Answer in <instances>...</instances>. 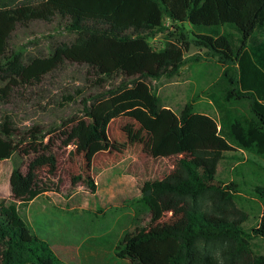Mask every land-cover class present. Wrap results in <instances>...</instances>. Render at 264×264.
<instances>
[{
	"label": "trees",
	"instance_id": "obj_1",
	"mask_svg": "<svg viewBox=\"0 0 264 264\" xmlns=\"http://www.w3.org/2000/svg\"><path fill=\"white\" fill-rule=\"evenodd\" d=\"M54 19L74 35L69 43L33 57L11 44L17 26ZM158 34L167 41L156 51L150 39ZM191 45L206 48L224 66L204 91L215 116L195 111L193 101L179 112L164 107L148 82L176 75ZM65 63L91 70L96 86L123 77L107 98L85 105L88 122L69 130L67 141L85 148L87 158L105 149L96 141L103 140L108 119L122 114L150 134L153 157L183 155L165 177L145 181L131 201L132 221L143 214L153 225L123 230L107 255L86 264H264L252 242L264 240V183L254 185L262 209L246 229L247 214L236 204L240 184L216 177L223 153L233 147L264 159V0H0V160L42 131L22 130L1 109L14 87L37 83ZM49 161L55 162L39 156L32 163ZM83 182L95 193L93 178ZM10 185L11 197H0V264H62L20 215L22 204L51 189L15 165ZM167 212L173 219L160 221Z\"/></svg>",
	"mask_w": 264,
	"mask_h": 264
},
{
	"label": "rangeland",
	"instance_id": "obj_2",
	"mask_svg": "<svg viewBox=\"0 0 264 264\" xmlns=\"http://www.w3.org/2000/svg\"><path fill=\"white\" fill-rule=\"evenodd\" d=\"M165 22L169 24L168 20ZM186 25L190 28L189 24ZM190 36L193 37L192 34ZM73 38L74 35L66 32L57 19L52 22L36 20L26 26H17L11 44L23 50L26 57H33L45 55L55 44L69 43ZM166 41L164 34H158L150 39V44L159 51ZM194 57L198 60H193ZM184 58L186 63L176 75L149 80L151 89L164 107L175 112H179L186 102L193 101L195 111L215 116L204 91L219 78L223 64L206 48L195 45L184 52ZM95 80L92 71L86 67L65 63L45 74L37 83L14 87L9 101L1 109L11 112L22 130L39 126L42 131L36 139L23 143L7 162L12 169L15 165L22 175L36 177L40 184L51 190L60 191L63 195L77 192L76 198L80 199L81 207L93 208L94 212H85L76 218L83 223L75 229L77 237L108 232L110 239L117 241V230L121 237L125 229L133 231L137 226L147 229L153 225L149 216L143 214L140 221H132L134 210L131 201L140 197L145 181L165 177L183 155L153 157L150 134L124 114L108 119L103 140L96 141L105 149L97 150L94 144L97 151L88 158L85 148L77 150L71 140L67 141L70 128L80 121L88 122V117L84 115L85 105H90L97 96L107 98L109 90L117 86L123 77L105 81L100 86L94 84ZM67 95L71 96L70 101L64 99ZM39 156L53 158L55 162L33 165L32 162ZM77 176L80 178L73 182ZM88 177L97 182L96 196L83 182ZM216 177L220 181L233 180L240 184L241 198L236 204L248 217L243 226L246 229L253 227L262 209V203L254 193V185L264 183V159L233 147L223 153ZM26 204L20 206L23 219ZM36 207L37 203L29 209L33 211ZM48 208L56 207L49 205ZM172 219L171 213L167 212L160 221ZM252 242L256 251L264 253V240L255 238ZM63 258L64 264L79 263Z\"/></svg>",
	"mask_w": 264,
	"mask_h": 264
},
{
	"label": "crops",
	"instance_id": "obj_3",
	"mask_svg": "<svg viewBox=\"0 0 264 264\" xmlns=\"http://www.w3.org/2000/svg\"><path fill=\"white\" fill-rule=\"evenodd\" d=\"M9 159L0 160V197L9 198L11 195L12 166ZM97 185L96 180H94ZM98 190L92 195H97ZM77 192L70 191L63 195L60 191L48 190L29 201L25 207L24 220L32 232L48 242L54 253L64 264V258L78 264H86L103 258L108 253L112 240L108 232L97 235L77 237L75 229L83 223L76 218L93 208L81 207ZM37 203L31 211L29 207ZM55 206L49 209L48 206ZM120 231H116L118 238ZM109 238V239H108Z\"/></svg>",
	"mask_w": 264,
	"mask_h": 264
}]
</instances>
